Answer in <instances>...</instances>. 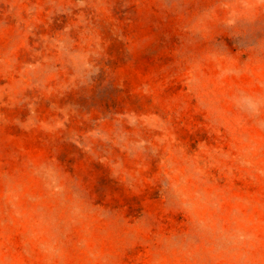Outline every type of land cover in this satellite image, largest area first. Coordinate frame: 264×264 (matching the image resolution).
Here are the masks:
<instances>
[{"label":"rangeland","instance_id":"1","mask_svg":"<svg viewBox=\"0 0 264 264\" xmlns=\"http://www.w3.org/2000/svg\"><path fill=\"white\" fill-rule=\"evenodd\" d=\"M0 264H264V0H0Z\"/></svg>","mask_w":264,"mask_h":264}]
</instances>
